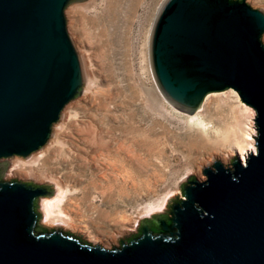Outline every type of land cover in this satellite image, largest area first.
I'll use <instances>...</instances> for the list:
<instances>
[{
	"label": "water",
	"instance_id": "obj_1",
	"mask_svg": "<svg viewBox=\"0 0 264 264\" xmlns=\"http://www.w3.org/2000/svg\"><path fill=\"white\" fill-rule=\"evenodd\" d=\"M79 1L0 0V264H264V11L246 0H166L150 34L155 80L175 107L193 114L233 88L255 108L257 152L245 161L213 157L205 181L190 174L184 198L169 199L168 216L141 219L112 249L40 225L38 200L53 184L5 179L14 157L49 142L84 87L65 13Z\"/></svg>",
	"mask_w": 264,
	"mask_h": 264
},
{
	"label": "rangeland",
	"instance_id": "obj_2",
	"mask_svg": "<svg viewBox=\"0 0 264 264\" xmlns=\"http://www.w3.org/2000/svg\"><path fill=\"white\" fill-rule=\"evenodd\" d=\"M165 1L84 0L66 8V17L74 13L73 24L68 17L67 26L82 61L84 87L63 110L49 142L27 159L14 157L5 174V179L54 185L51 197L38 200L40 225L60 226L108 249L119 247V238L128 242L136 236L141 219L169 211L164 209L171 197L184 198L180 185L188 175L205 181L203 167L209 162L214 168L213 157L232 167L236 151L243 161L257 152L255 108L235 89L209 93L195 113L209 105L203 116L216 122L218 107L240 136H251L250 143L241 141L242 147L233 133L225 141L224 130L219 135L203 132L189 122L192 114L161 92L150 62V34ZM246 1L264 11V0ZM184 132L200 134L204 144H180L174 134ZM160 139L169 144L165 158L154 153ZM111 151L128 159L117 180L108 177L105 163ZM43 199L51 204L48 216Z\"/></svg>",
	"mask_w": 264,
	"mask_h": 264
},
{
	"label": "bare ground",
	"instance_id": "obj_3",
	"mask_svg": "<svg viewBox=\"0 0 264 264\" xmlns=\"http://www.w3.org/2000/svg\"><path fill=\"white\" fill-rule=\"evenodd\" d=\"M68 15H69L68 17L71 20L70 24L72 25L73 24V15H74L73 11L71 10L70 12H68ZM207 100H208V98H207ZM202 110H200V112H198V113L194 112L195 114L190 115L189 116V122L197 124L202 129V131L205 132V133L212 132L215 135H219L220 132H223V130L226 131V135L223 138V140H225V141L230 139L231 136H232V133H233L234 136L237 139V144L239 143L240 146L242 145L241 141L244 142L243 144L250 143L251 136H249V134H247L246 138L245 137L243 138L242 136H240L239 129L238 128L236 129L235 125L232 123V121H230V117L227 116L226 114H224L223 111L220 110L218 107H216L214 109L215 113L217 115V121L216 122H214V120L212 121L210 119L209 120L205 119L204 116H206V115L203 116V114H208L210 112L209 105H208V108H206L203 113H201ZM174 135L176 136V139H178L180 144L183 143V142L184 143L188 142L190 144H193V143L204 144V141H203L204 139H202L203 137H201L200 134L198 135V134H195V133L193 134V133H190V132H184L182 134H174ZM152 138H154V137H152ZM162 138L163 137H161V139ZM161 139H160V143H159L160 147L158 149H156V151L154 153L157 154L159 157L165 158L167 156V148H168L167 146L169 144H168V141L166 139L163 140V141H161ZM149 154L151 155L152 152H150ZM129 156H130V154H129ZM213 156H215V155H213ZM130 157L136 158L135 156H132V155ZM220 159L223 160V161H225V160L227 161V159L224 158V157H220ZM105 160H106L105 163L108 165V169L110 170V173H109L108 177L110 178V175H114L115 180H117L119 177L116 176V174H118V172H119L118 175H120V171H122L124 169V166H126L128 159H126L125 155H122L120 152L114 151V154H113V151H111V152H109L107 154V157H106ZM106 175H107V173L103 174V176H106ZM42 204L45 205V213L48 216L49 215V210L51 208V204L49 203V200L48 199H43ZM56 221L57 220H55V222ZM51 222H53V221H51Z\"/></svg>",
	"mask_w": 264,
	"mask_h": 264
},
{
	"label": "flooded vegetation",
	"instance_id": "obj_4",
	"mask_svg": "<svg viewBox=\"0 0 264 264\" xmlns=\"http://www.w3.org/2000/svg\"><path fill=\"white\" fill-rule=\"evenodd\" d=\"M169 214H170V211L164 213V215H166V216H168ZM152 223L156 224V223L154 222V220L152 221Z\"/></svg>",
	"mask_w": 264,
	"mask_h": 264
},
{
	"label": "trees",
	"instance_id": "obj_5",
	"mask_svg": "<svg viewBox=\"0 0 264 264\" xmlns=\"http://www.w3.org/2000/svg\"><path fill=\"white\" fill-rule=\"evenodd\" d=\"M40 230V229H39Z\"/></svg>",
	"mask_w": 264,
	"mask_h": 264
}]
</instances>
